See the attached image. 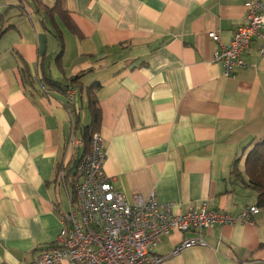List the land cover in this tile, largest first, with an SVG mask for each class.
<instances>
[{"label":"crops","instance_id":"0c3cea01","mask_svg":"<svg viewBox=\"0 0 264 264\" xmlns=\"http://www.w3.org/2000/svg\"><path fill=\"white\" fill-rule=\"evenodd\" d=\"M249 1L62 0L78 33L57 10L43 14L27 1L21 11L17 0L0 1V13L11 5V28L0 38V264L33 259L59 234L74 195L60 176L66 142L72 130L81 138L91 121L86 89L94 82L103 170L128 201L155 191L176 212L260 209L205 231V246L161 264H264V206L230 174L235 166L243 173L247 150L264 137V53L254 40L245 66L226 77L209 35L229 43ZM24 64L32 85L23 81ZM80 71L81 90L70 103L61 91L43 93V74L66 84ZM190 236L163 235L154 254L167 255Z\"/></svg>","mask_w":264,"mask_h":264},{"label":"built area","instance_id":"2783aa9c","mask_svg":"<svg viewBox=\"0 0 264 264\" xmlns=\"http://www.w3.org/2000/svg\"><path fill=\"white\" fill-rule=\"evenodd\" d=\"M209 35L217 44L213 61L222 65L226 77L232 76L235 69L245 66L243 54L251 42L257 40L259 53H264V2L247 3L243 23L234 28L229 43H222L217 33ZM75 94V89L67 91V103ZM66 147L68 158L61 164L60 176L62 180L68 176L74 195L61 214L59 234L33 259L17 264H161L185 248L205 246L203 233L216 225L244 222L260 211L257 205H248L231 216L203 205L176 212V203L159 201L155 191L130 202L103 170L105 146L98 131L90 137L89 151H83V140L74 130ZM173 232L192 236L178 242L167 255L154 254L161 236Z\"/></svg>","mask_w":264,"mask_h":264},{"label":"trees","instance_id":"16d2710c","mask_svg":"<svg viewBox=\"0 0 264 264\" xmlns=\"http://www.w3.org/2000/svg\"><path fill=\"white\" fill-rule=\"evenodd\" d=\"M31 2L34 7L39 12L43 11V14L51 13L54 10L59 11L63 15L65 25L72 31L73 33H78L71 22L68 16H65V9L62 7V0H55V3L52 7H49L43 4L39 0H17V6L21 9H24L26 3ZM10 6H7L6 10L0 13V38L1 36L7 32L11 28V25L7 22V13ZM21 74L23 81L25 84L32 85L31 75L27 69V66L24 64V67L21 68ZM84 74V71H80L75 75L69 77L66 84L59 83L58 81H54L47 74H43L40 78H38L40 86L42 87L43 93H47V88L55 89L61 91L66 95L69 89L81 90L80 78ZM100 84L98 82L92 83L86 89V95L88 99V110L91 116L90 123L81 129L83 140V151H89L90 146V137L93 132L99 131V126L101 122V110L97 104L95 99V91L99 88ZM47 89V90H46ZM78 128V124H75V128ZM230 174L234 176V179L239 182L252 187L257 192V203L259 206H264V137L251 145V147L247 150L244 158V170L243 173L237 168V166L233 167ZM246 178V179H245ZM66 180L69 182L68 176Z\"/></svg>","mask_w":264,"mask_h":264},{"label":"rangeland","instance_id":"374dc122","mask_svg":"<svg viewBox=\"0 0 264 264\" xmlns=\"http://www.w3.org/2000/svg\"><path fill=\"white\" fill-rule=\"evenodd\" d=\"M0 8L4 10V8H3V5H2V4H0ZM1 9H0V10H1ZM75 95H76V94H75ZM74 98H75V96H74Z\"/></svg>","mask_w":264,"mask_h":264}]
</instances>
